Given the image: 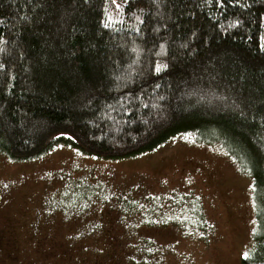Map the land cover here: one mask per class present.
<instances>
[{
	"label": "trees",
	"instance_id": "obj_1",
	"mask_svg": "<svg viewBox=\"0 0 264 264\" xmlns=\"http://www.w3.org/2000/svg\"><path fill=\"white\" fill-rule=\"evenodd\" d=\"M181 132L219 143L249 176L255 227L240 264H264V0H0L10 159L60 141L119 159ZM191 210L173 220L202 225ZM141 239L131 264L156 254Z\"/></svg>",
	"mask_w": 264,
	"mask_h": 264
},
{
	"label": "rangeland",
	"instance_id": "obj_2",
	"mask_svg": "<svg viewBox=\"0 0 264 264\" xmlns=\"http://www.w3.org/2000/svg\"><path fill=\"white\" fill-rule=\"evenodd\" d=\"M191 209L202 225L173 220ZM254 227L249 176L192 132L119 159L63 141L22 160L0 151V264H131L141 237L150 264H240Z\"/></svg>",
	"mask_w": 264,
	"mask_h": 264
}]
</instances>
